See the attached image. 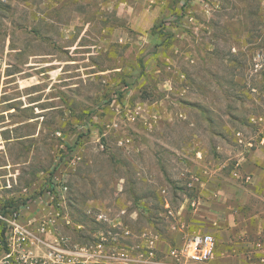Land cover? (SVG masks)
I'll list each match as a JSON object with an SVG mask.
<instances>
[{"label": "rangeland", "instance_id": "374dc122", "mask_svg": "<svg viewBox=\"0 0 264 264\" xmlns=\"http://www.w3.org/2000/svg\"><path fill=\"white\" fill-rule=\"evenodd\" d=\"M251 154L264 167V0H0V264L30 263L7 259L15 220L30 258L68 240L118 264L99 214L136 235L178 218L157 163L227 177Z\"/></svg>", "mask_w": 264, "mask_h": 264}, {"label": "crops", "instance_id": "0c3cea01", "mask_svg": "<svg viewBox=\"0 0 264 264\" xmlns=\"http://www.w3.org/2000/svg\"><path fill=\"white\" fill-rule=\"evenodd\" d=\"M191 158L198 162L194 155ZM255 158V154L243 158L239 170L227 177L219 168H198L178 158L173 164L163 162L161 169L157 163L159 174L164 176L163 169L167 171L161 201L166 209L170 207L168 197L176 202L168 212L178 215L165 228L143 223L142 230L157 237L158 252H167L192 236L210 234L216 240L215 256L206 264H264V167ZM237 172L241 178L235 176ZM245 175L249 181L244 180ZM141 179L151 181L149 175ZM141 203L142 215L153 214L148 200ZM158 212L164 215V211ZM132 214L133 221L138 212ZM138 241L133 237L132 242Z\"/></svg>", "mask_w": 264, "mask_h": 264}, {"label": "built area", "instance_id": "2783aa9c", "mask_svg": "<svg viewBox=\"0 0 264 264\" xmlns=\"http://www.w3.org/2000/svg\"><path fill=\"white\" fill-rule=\"evenodd\" d=\"M235 175L241 178L238 173ZM249 179L248 175L244 177L245 181H249ZM122 213L124 214V212ZM117 218H109L104 212L98 215V220L110 224L111 228L115 230L112 237V251H117L118 247L122 249H120L117 256L116 253H113L109 259L115 260L118 264H206L215 256L216 240L210 234L192 236L181 245L172 247L164 256H161L156 247L157 237L155 235L147 231L136 235L130 227L122 222L120 217ZM0 219H3L1 215ZM11 225V231L17 241L14 243L12 253H9L7 259L16 252L21 254L18 256V260L26 263L30 259L29 264H86V259L101 258L102 250L105 247L103 243H100L97 246L100 254L93 256L86 250L78 248V246H69L68 240H64L62 245H48L49 248L44 258L38 256L30 258L32 253L26 256L28 253L24 248L25 242L31 235L30 231L16 220L11 222ZM133 237L139 241L132 242ZM106 264L112 263L108 262Z\"/></svg>", "mask_w": 264, "mask_h": 264}]
</instances>
